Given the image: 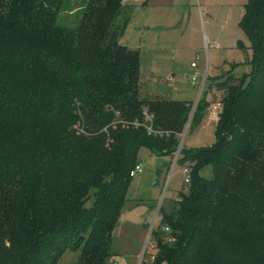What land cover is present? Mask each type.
<instances>
[{
  "label": "trees",
  "instance_id": "16d2710c",
  "mask_svg": "<svg viewBox=\"0 0 264 264\" xmlns=\"http://www.w3.org/2000/svg\"><path fill=\"white\" fill-rule=\"evenodd\" d=\"M66 1L0 0V264H58L70 249L108 264L139 150L174 155L191 109L145 90L123 44L127 0H83L73 26L59 22ZM245 6L250 72L215 83V143L184 150L190 189L161 208L152 264H264V0Z\"/></svg>",
  "mask_w": 264,
  "mask_h": 264
},
{
  "label": "rangeland",
  "instance_id": "374dc122",
  "mask_svg": "<svg viewBox=\"0 0 264 264\" xmlns=\"http://www.w3.org/2000/svg\"><path fill=\"white\" fill-rule=\"evenodd\" d=\"M82 1L67 0L66 11L60 14L59 22L73 26L70 23L73 24L78 18L76 9L82 6ZM247 2L127 0L134 12L125 31L123 44L139 51L141 69L151 75L145 82V90L150 95L195 103L205 66L210 65L211 77L220 73L216 79L208 78L199 106V112L204 113V117L199 121L196 118L198 122L193 124L184 143L186 150H198L215 143L216 122L210 121L209 113L222 97L217 87L214 88L215 83L223 79L222 75L230 67L243 62L244 58V63L237 64L239 67L236 72L239 76L250 72L248 63L256 53H253L251 43L240 27ZM192 63L197 68L192 69ZM138 158L143 173L133 177L128 188L112 235L114 258L108 264H139L149 226L162 196V185L171 157H161L147 148H141ZM159 171L162 174L158 179ZM185 171L186 168L179 165L174 171L163 202V206L168 207L167 211L172 210L173 204L170 203L182 193V183L187 180ZM201 173L210 180L213 169L206 166ZM156 183H159L158 187ZM154 242L151 237L150 245ZM155 254L154 248L149 249L143 264L146 261L151 263L150 258ZM79 255V251L66 250L58 264H77Z\"/></svg>",
  "mask_w": 264,
  "mask_h": 264
},
{
  "label": "built area",
  "instance_id": "2783aa9c",
  "mask_svg": "<svg viewBox=\"0 0 264 264\" xmlns=\"http://www.w3.org/2000/svg\"><path fill=\"white\" fill-rule=\"evenodd\" d=\"M192 67H196L194 63H192ZM208 79V72H207V69L204 70L203 74H202V80L201 81V85L199 87V90H198V98L197 100L195 101V103H192L191 105V109H190V112H189V115H188V119H187V122L186 124L184 125L183 129L178 133L177 135V139H178V145L176 147V150L174 151V155L171 156V161L169 162L168 164V169L166 171V174H165V177H164V181H163V185H162V188H163V191H162V196H161V199L159 200V203H158V206L156 208V214L152 220V223L150 224L149 226V229H148V237H147V240L143 246V249H142V252H141V255H140V259H139V264H143L144 262V259H145V255L147 254L148 250L149 249H152L154 248V245H150L149 243V240L151 237H153V234L156 230V227L158 225V219H159V216H160V211H161V208L163 207V202H164V199H165V192L168 188L169 185H171L170 183L172 182V179H173V176H174V171L176 170V167L179 165V161L182 159L183 157V152L185 150V146H184V143H185V140H186V137L188 136L190 130H191V127H192V123H193V119H194V115H195V112L197 110V107H198V104L201 100V95H203V92L205 90V87L207 85V80ZM220 112H222V107L220 105V103L215 106L212 111H210L209 115H210V118L214 121H218L219 119V114ZM144 116H145V119L146 121H151V116L149 115L148 111L147 110H144L143 112ZM139 124L136 123V126H138ZM149 134L150 133H154V135H159L160 137H163V136H167L168 134H164V133H157V132H154L152 130V127H148L147 128ZM186 168V175H187V180L185 182L182 183V193L183 194H187L189 192V189H190V185H191V177H190V170L188 169V167H185ZM143 173V167L140 163L136 164L134 169L131 171L130 173V176L133 178L135 177L136 175H140ZM165 231H167L166 229H164ZM151 261L154 260V257H151L150 258Z\"/></svg>",
  "mask_w": 264,
  "mask_h": 264
},
{
  "label": "crops",
  "instance_id": "0c3cea01",
  "mask_svg": "<svg viewBox=\"0 0 264 264\" xmlns=\"http://www.w3.org/2000/svg\"><path fill=\"white\" fill-rule=\"evenodd\" d=\"M244 61H245V58H244ZM244 61L243 62H241V63H236V65L237 64H242V63H244ZM209 66L210 65H207V66H205V68L207 69V72H208V78H210L211 76H210V74H209ZM191 68L192 69H195V68H197V66L194 68V67H192V64H191ZM227 70V69H226ZM141 72H142V83L143 84H146L145 82L148 80V79H150L151 78V75L148 73V72H146V71H143L142 69H141ZM203 74V73H202ZM220 74V73H219ZM219 74H217V75H215V76H213V77H211V78H215L216 79V77H219L220 75ZM187 79H189V76H187ZM208 80V79H207ZM209 81V80H208ZM207 88V87H206ZM213 88V87H212ZM214 88H215V86H214ZM209 118H210V115H209ZM210 121H212V122H217V121H214V120H212L211 118H210Z\"/></svg>",
  "mask_w": 264,
  "mask_h": 264
},
{
  "label": "water",
  "instance_id": "95a60500",
  "mask_svg": "<svg viewBox=\"0 0 264 264\" xmlns=\"http://www.w3.org/2000/svg\"><path fill=\"white\" fill-rule=\"evenodd\" d=\"M161 174H162L161 171H159V172L157 173V178H158V179L160 178ZM155 186L158 187V186H159V183H156ZM144 228H146V226H144Z\"/></svg>",
  "mask_w": 264,
  "mask_h": 264
}]
</instances>
